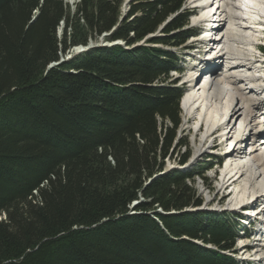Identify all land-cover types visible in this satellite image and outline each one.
Segmentation results:
<instances>
[{
  "label": "trees",
  "instance_id": "16d2710c",
  "mask_svg": "<svg viewBox=\"0 0 264 264\" xmlns=\"http://www.w3.org/2000/svg\"><path fill=\"white\" fill-rule=\"evenodd\" d=\"M79 1L0 0V264H237L235 216L190 208L208 167L162 173L184 146L183 0H134L123 44L59 62L117 25L122 0Z\"/></svg>",
  "mask_w": 264,
  "mask_h": 264
},
{
  "label": "bare ground",
  "instance_id": "6f19581e",
  "mask_svg": "<svg viewBox=\"0 0 264 264\" xmlns=\"http://www.w3.org/2000/svg\"><path fill=\"white\" fill-rule=\"evenodd\" d=\"M189 2L193 3L194 6H202L199 10L200 15L193 17L196 22L206 19L205 21L209 22L208 26H215L216 19L213 21V15L217 11L221 14V18L218 16L217 19L219 21L221 20V22H217L218 26H220V32L214 41V49L221 47L216 53L224 49L226 50V63L230 62L228 64L231 67H228V64H226V73L211 69L209 72L206 71L203 76L201 75L202 73L199 74L196 79L199 69H194L197 63L193 65L192 70L194 69V71L191 73L189 80H185V75L182 76V81L188 83V88L191 90L185 96V92L182 94L181 105L186 115H192L200 107L198 116L200 119L203 118L202 122H205L207 126L204 136L216 129L214 133H218V137L221 139L219 145L227 140L236 144L234 148L226 149L221 154L223 155L221 162L222 166H224L221 170V185L219 191L222 189L225 190L228 186L232 187L233 196L229 202L231 209L251 200H255V205L258 203L257 200H263L264 204V122L260 123L255 120L259 111L254 113L249 106H244V104H251L254 101L253 94L251 92H242L234 81L235 77H240L244 72H251L253 74L252 71H249L250 69L256 73L254 68L260 65L259 63L255 64L256 61H251L253 59L252 52L255 50L252 42L263 36L264 0H189ZM215 7L220 8L215 9ZM245 20H247V24H243ZM194 21L193 24L195 25L196 22ZM189 29L191 34L186 41L189 40L190 44H188L187 48L192 45V39L195 36L192 23ZM210 34H212V31H205L204 37ZM118 42L121 43V41ZM79 48L76 49L79 51ZM85 50L88 49L86 48ZM169 50L174 53L178 62L177 52L172 50V48ZM213 58L214 60H224L218 54ZM239 61L244 62V64L239 65ZM200 63L202 64L201 66H207V60L201 61ZM175 66L177 69L171 70L169 75L175 72L174 82L177 81L175 87L179 89L178 74H181L183 70L177 66V63ZM194 82L196 84L200 82L199 85H196V88L193 84ZM234 98L235 100H233ZM228 113L230 114V120L226 123L225 118ZM195 146L194 154L198 156L203 155L200 145L195 143ZM232 177L234 178L231 181ZM257 208L258 213L256 216L264 221V215L260 214L261 209L264 211V206L263 208L257 206ZM247 211H250V209ZM229 215L234 216L233 214ZM261 223L258 228L259 231L254 235L256 239L261 238V243L264 244V223ZM235 231H237L235 241L245 239L243 233L239 234L241 229L237 222L235 223ZM261 243H255L252 249L257 252L258 250L256 248L262 247Z\"/></svg>",
  "mask_w": 264,
  "mask_h": 264
},
{
  "label": "rangeland",
  "instance_id": "374dc122",
  "mask_svg": "<svg viewBox=\"0 0 264 264\" xmlns=\"http://www.w3.org/2000/svg\"><path fill=\"white\" fill-rule=\"evenodd\" d=\"M187 0H184L183 5L181 6L180 9H182V11H185L184 9H187ZM62 4L64 5V7H68L69 11L72 13L75 10V6L77 3H79V0H61ZM135 4L134 0H122L121 4H120V14L118 16V20H117V25L112 27L111 31H107V32H103L100 36H92L89 37L87 40L86 44H79V45H75L73 47H71L68 51H66L67 54H71V53H77L74 52V48L76 49V47H80L79 51H81L80 49H90V48H95V47H101V46H111V45H116V44H123V42L121 41V43H119V40H114V41H109L108 37H110L111 32L118 26L119 22H121L124 17L126 16V14L128 13V10L131 8L130 6H133ZM224 15V14H222ZM174 17V15H171L170 17H168V19L165 22H168L169 20H171ZM194 21V18H193ZM196 22V21H194ZM163 24L158 27V30L156 31V33L154 35H147L146 37H144L142 40H140L139 42H136L135 44L129 46H139V45H146V40L152 37H157V36H161L162 35V29H163ZM191 26V22L188 19L187 21V29H189ZM63 29H64V21L61 20L59 22V26L57 28V37L61 38L62 34H63ZM174 34V33H173ZM92 44V45H91ZM189 43V40H187L184 44L180 45V46H176L173 47L172 50L177 52L178 55V62H177V66L182 68L181 70L182 73L178 74V75H186L185 80H189L191 73L194 71V69H196V67L192 70V68L189 69L188 71V63H187V59H191L192 56H184V52L187 50H190L191 53L195 54V56H193V58L197 57V52L195 50H191L189 48H187ZM159 47L161 45H158ZM162 47V46H161ZM164 49H166V47H162ZM171 49V48H168ZM185 50V51H183ZM72 51V52H71ZM71 52V53H70ZM253 54V52H252ZM65 55V54H64ZM62 52L60 53V57H65ZM76 55V54H75ZM186 60H185V59ZM214 59V58H213ZM174 74L169 75L170 79H168V82H172V83H176L177 81L174 82V78H175V72H173ZM173 84V85H174ZM177 84H175L174 86H176ZM191 89L187 90L190 91ZM184 94V96L186 95V93ZM183 96V97H184ZM179 108H180V115H181V123H180V127L177 131V136H178V140L183 141L184 146H181V148L179 149L178 152L176 153H171L169 157L165 158L164 163V170L162 173L164 172H168L170 170L173 169H179V170H187V171H196L197 168H199L200 166H205L208 167V170L202 175L199 176L197 178H195L194 182L192 183H188L189 186H191L193 188L194 191V198L198 199L201 201V205L196 206V207H190L192 208V210L194 211H198V212H215L218 214H233L235 215L236 213L234 212V210L231 209V204L230 199L233 196V191H232V187L228 186L225 190H220V185H221V181L220 180V176L217 179H214L215 174L220 172L221 175V170L223 169L222 163L220 164V169H219V160L221 159L219 154H223L224 151L226 149H224L222 151V149L226 146L225 145H220L217 147H214L215 150L214 153L215 154H210V151L212 149L210 142H211V137L206 138V136H204V133L207 129V126L205 124V126L199 130H197V127L199 126V124L202 122V119H200V117L198 116L199 112H200V107L197 109L196 112H194L192 115H186V112L182 110L180 103H179ZM198 112V113H197ZM197 114V115H196ZM195 118V119H192ZM207 122V121H206ZM218 133L216 134L217 136V141H220L221 139L218 137ZM229 141V140H227ZM259 142V141H257ZM195 143H197V145H200V147L202 148L201 151H203V155H195ZM225 143V142H224ZM223 143V144H224ZM222 151V152H221ZM187 154L188 158L186 160L185 163L180 164L179 160H181V157L183 155ZM218 156V157H217ZM224 162V161H223ZM217 169H219V172H217ZM234 177L231 178V181ZM231 188V191H229L228 193V188ZM225 195L223 198L222 196ZM140 200H142V197L139 198ZM257 206L258 207H262L264 206L263 204V200L259 201L257 200ZM263 204V205H262ZM233 208V207H232ZM160 211V209H157ZM263 209L260 210V214L264 215V211H262ZM234 217V216H233ZM1 218H4V215H1ZM239 222V220H238ZM242 223V222H240ZM243 224V223H242ZM240 228H248V225L243 227L242 225H239ZM244 232L241 230L239 231V234H241ZM242 241V239H241ZM252 242V241H251ZM236 245H239V243L237 244V242L235 243V252H236V256L237 258H243L248 257V254H244L242 255L239 251V249L237 248ZM258 251L254 252L253 255L260 257L263 255V246L256 248ZM261 249V251H259ZM249 251V254L251 255L250 257H254L251 254L250 249H247ZM230 253V252H229Z\"/></svg>",
  "mask_w": 264,
  "mask_h": 264
},
{
  "label": "water",
  "instance_id": "95a60500",
  "mask_svg": "<svg viewBox=\"0 0 264 264\" xmlns=\"http://www.w3.org/2000/svg\"><path fill=\"white\" fill-rule=\"evenodd\" d=\"M76 50L78 51V49H76ZM66 59H68V58H66ZM64 60H65V59L60 58L59 62H62V61H64ZM56 64H58V62H57V63H52V64H50V67L53 66V65H56Z\"/></svg>",
  "mask_w": 264,
  "mask_h": 264
}]
</instances>
